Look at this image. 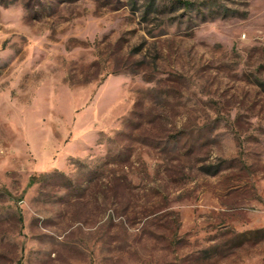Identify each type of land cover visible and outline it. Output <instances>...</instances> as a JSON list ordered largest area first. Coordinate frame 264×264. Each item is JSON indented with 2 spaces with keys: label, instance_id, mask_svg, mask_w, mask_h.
I'll return each instance as SVG.
<instances>
[{
  "label": "rangeland",
  "instance_id": "1",
  "mask_svg": "<svg viewBox=\"0 0 264 264\" xmlns=\"http://www.w3.org/2000/svg\"><path fill=\"white\" fill-rule=\"evenodd\" d=\"M0 264H264V0H0Z\"/></svg>",
  "mask_w": 264,
  "mask_h": 264
},
{
  "label": "trees",
  "instance_id": "2",
  "mask_svg": "<svg viewBox=\"0 0 264 264\" xmlns=\"http://www.w3.org/2000/svg\"><path fill=\"white\" fill-rule=\"evenodd\" d=\"M129 125H132V122L129 121ZM111 146L108 147V160L112 162L126 164L130 157L131 151L129 145H123L121 142L125 141H134L133 136H113L109 138Z\"/></svg>",
  "mask_w": 264,
  "mask_h": 264
}]
</instances>
